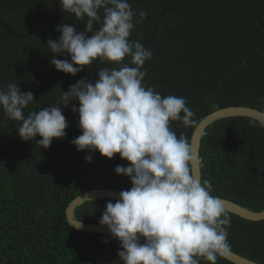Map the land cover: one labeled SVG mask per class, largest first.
Segmentation results:
<instances>
[{"label":"trees","instance_id":"16d2710c","mask_svg":"<svg viewBox=\"0 0 264 264\" xmlns=\"http://www.w3.org/2000/svg\"><path fill=\"white\" fill-rule=\"evenodd\" d=\"M170 0H131L133 10H144L147 19L134 28L130 39L150 48L153 23ZM264 16V0H254ZM57 0H0V20L16 34H27L42 20ZM102 15V13H101ZM85 20L66 13L62 5L47 24L32 37L16 38L0 26V88L17 83L31 92L30 111L53 105L62 91L80 79L95 82L98 69L117 67L96 60L76 76L58 71L51 64L55 54L47 42L58 40L57 28L68 24L86 31ZM99 24L94 25L99 28ZM92 34L89 33V36ZM262 33L245 0H180L160 25L157 44L161 54L177 70L192 94L206 89L231 66L253 55L262 44ZM152 51V49H151ZM69 60L67 54L57 56ZM124 63L131 65L130 57ZM143 84L164 96H180L170 74L152 52L141 70ZM62 107L69 124L65 138H54L48 149L36 141H23L20 122L8 119L0 110V264H109L122 250L118 239L84 233L72 228L66 218L69 203L88 190H129L131 179L115 172L129 166L119 154L109 159L97 150L79 151L71 141L82 134L79 114L72 105ZM187 106L197 124L185 128L171 122L179 137L189 140L198 123L225 107L246 106L264 112V55L232 74L205 100ZM247 117L217 120L204 131L200 164L202 179L213 186L212 195L231 200L252 211L264 210V128ZM42 139L37 137L36 140ZM92 156V161L86 160ZM110 199L87 201L75 209L85 223L100 224ZM114 203L115 200L111 199ZM231 216L228 228L233 252L264 264V220L249 221ZM108 243H105V240ZM123 264V263H122ZM201 264H210L201 261ZM217 264H233L219 258Z\"/></svg>","mask_w":264,"mask_h":264},{"label":"clouds","instance_id":"9594fccd","mask_svg":"<svg viewBox=\"0 0 264 264\" xmlns=\"http://www.w3.org/2000/svg\"><path fill=\"white\" fill-rule=\"evenodd\" d=\"M61 5L78 20L86 18V31L61 24L60 38L47 42L55 54L51 64L73 76L96 60L117 67L98 69L95 82L82 78L62 91L55 104L27 115L33 94L9 83L0 88V110L20 122L17 131L23 141L35 140L48 149L54 138L66 137L69 124L61 106L78 99L79 107L73 104L72 111L79 114L82 134L71 143L79 151L98 150L109 159L119 154L130 162L115 172L130 177L131 188L121 191L114 203L109 200L99 221L119 240L117 255L123 264H217L228 258L231 216L224 201L212 195L211 182L194 174L199 161L192 144L170 128L174 121L195 126V113L184 96L162 97L143 84L147 71L141 69L152 51L130 37L148 13L134 11L127 0H61ZM95 24L100 27L94 29ZM64 54L70 61L56 58ZM127 57L134 66L124 63ZM256 125L264 128V120ZM86 160L91 162L92 156Z\"/></svg>","mask_w":264,"mask_h":264},{"label":"water","instance_id":"95a60500","mask_svg":"<svg viewBox=\"0 0 264 264\" xmlns=\"http://www.w3.org/2000/svg\"><path fill=\"white\" fill-rule=\"evenodd\" d=\"M180 0H170L164 7H162L157 14V17L153 23L151 35H150V46L152 49L153 54L158 59V61L162 64V66L167 70L170 74L174 84L177 87V90L180 96H184L186 101L191 104L199 103L209 97L216 88L224 82L228 77L232 74L238 72L239 70L253 64L258 59H260L264 55V16L262 15L261 11L257 7L254 0H245L247 7L249 8L250 12L252 13L253 17L255 18L256 22L262 33V44L260 48L250 57L238 62L237 64L231 66L227 70H225L222 74H220L213 82L209 84V86L204 89L202 92L198 94H192L188 88L186 87L184 81L182 80L181 76L177 72V70L169 63V61L161 54L158 44H157V36L159 32V28L161 23L163 22L164 18L168 14V12L179 2ZM128 3L131 0H127ZM61 6V0H57V2L44 14L42 20L39 24L27 34H16L13 32L6 23L0 20V26H3L11 35L16 38L26 39L32 37L37 32H39L42 27H44L49 18L52 14ZM229 117H247L252 118L257 121L264 120V112L246 106H230L218 109L210 114H208L205 118H203L196 128L194 129L190 143L193 146L194 152L197 154L198 161L194 164V174L198 177L202 178V171H201V164H200V148H201V141L204 134L205 129L212 124L213 122L229 118ZM121 191L113 190V189H92L86 192H83L76 198H74L68 205L66 209V218L69 225L81 232L84 233H94V234H102L105 236H111L110 231L107 229L106 226H102L101 224H92V223H85L80 221L75 216V209L84 204L87 201H94L100 199H118L119 194ZM225 203V206L229 213L237 215L243 219L249 221H262L264 220V210L261 212L252 211L246 207H243L231 200L224 199L219 197ZM82 224V227H77V224ZM140 243H144V239L141 238ZM225 259V258H224ZM227 261L233 264H261L251 259H248L242 255H239L231 250L230 256L226 258ZM123 261L117 257L109 264H122Z\"/></svg>","mask_w":264,"mask_h":264}]
</instances>
